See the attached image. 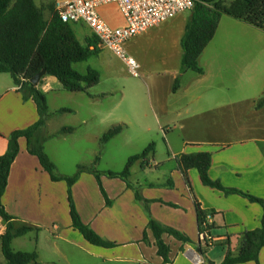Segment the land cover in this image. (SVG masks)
I'll return each instance as SVG.
<instances>
[{
    "label": "crops",
    "instance_id": "crops-1",
    "mask_svg": "<svg viewBox=\"0 0 264 264\" xmlns=\"http://www.w3.org/2000/svg\"><path fill=\"white\" fill-rule=\"evenodd\" d=\"M51 1L35 0L38 6H46ZM99 14L112 28L126 26V20L116 4L100 7ZM224 20L223 16L214 39L199 59L204 74L193 71L181 73L183 54L181 53L180 57L176 54L174 57L173 53L163 59L162 65L165 67L163 73L158 76L147 74L142 78L151 91L152 113V115L144 114L142 119L133 113L136 104L132 96L125 105L127 109L121 110L126 97L124 91L99 89L104 84L103 73L106 76L116 74L106 57L108 52L112 55L114 53L99 48V54L92 57L98 60L96 65L87 67V71L94 69L100 73L99 84L88 89V92L76 93L86 98L83 100L84 115L73 124H63L59 130L50 131L52 118L57 115H76L78 110L61 108L53 112L49 108L52 115L48 117L43 130L46 137V154L57 165V158L48 148V144L55 138H63L64 142L72 144L77 138L75 136L82 134L83 140L100 143L108 130L106 132L96 130L98 132L95 134L94 131H83L95 121L100 127V123L109 117L112 121L116 119L115 126L123 127L118 135L105 144L107 145L119 138L124 129L134 126L135 123L139 125L144 119L152 116V120L155 119L157 122L166 121L165 135L170 150L169 157L158 163L154 152L147 157V163L143 159L137 161L131 168L129 178L134 190L121 179L101 176L102 187L111 202L109 205L96 177L90 172L80 175L72 187L76 208L85 224L104 240L116 244L115 247L105 248L90 244L82 234L72 228L67 183L52 181L38 158L29 152L26 139L21 138L20 152L12 164L2 203L7 213L14 217L13 222L16 226L29 225L39 228L40 231L30 232L14 239L12 248L15 252H37L38 264H72L75 257L82 256L90 261L85 264H166L158 255L156 239L148 229L149 220L153 218L166 227L184 233L192 241L184 244L165 234L163 240L170 247L171 260L167 264H222L229 251L235 255L238 253L244 232L260 228L264 214L262 206L238 194L226 195L219 189L205 186L197 169L188 170L186 177L177 163V157L182 154L211 153L209 175L213 181H219L226 188L237 189L264 200V106L258 107L264 99V30L234 18ZM224 22L228 27L226 37L217 40L216 36ZM76 24L79 26H75L74 23L72 27L80 41L84 42L93 35L92 30L85 23ZM162 24L150 30L159 28ZM169 31L170 34L176 33L174 26ZM182 37L179 40L180 45ZM174 43L177 47V41ZM178 78H181L182 85L177 91H173ZM11 80L6 79L5 83L0 84V156L7 152L9 138L14 131L27 129L39 120L35 102L32 98L25 99L14 80ZM225 81H234V84H226ZM40 89L46 96L52 90L68 92L53 77L43 78ZM232 90L234 96L227 97L226 102L198 111L189 119L215 110L245 106L244 111L235 114L233 118L236 128L231 138L191 140L183 135L181 139L171 138L170 125L187 122V119L182 120V107L176 108L178 104L176 99L181 92L182 100L190 98V103H198L204 98L214 103L211 98H216L218 93L226 94ZM252 90L255 92L252 93ZM118 93H121V100L108 114H101L97 108L93 110L90 108L101 106L99 104L108 98H116ZM62 109L70 112L58 113ZM189 112L190 109L186 105L184 115ZM175 115L178 119H171ZM184 126L186 125H183V128ZM65 127L73 128L74 131L60 134ZM92 155L93 158L88 164L83 165L79 162L77 167H93L101 172L124 170L99 169L102 155L100 154V160L96 165L94 163L98 151H92ZM59 174L74 175L65 171ZM135 189L145 200L150 201L148 208L144 202L136 199ZM195 201L204 211L215 213L211 220L212 241L209 245H205L200 240ZM5 229L6 224L0 217V236L4 234ZM145 232H147V242L144 240ZM19 240L27 242L28 248H15ZM6 263L0 241V264ZM260 264H264V249L260 253Z\"/></svg>",
    "mask_w": 264,
    "mask_h": 264
},
{
    "label": "trees",
    "instance_id": "trees-1",
    "mask_svg": "<svg viewBox=\"0 0 264 264\" xmlns=\"http://www.w3.org/2000/svg\"><path fill=\"white\" fill-rule=\"evenodd\" d=\"M223 16H229L264 30V0H198L191 11L181 40L183 49L181 73L193 71L197 74H204L199 59L214 39ZM72 24L74 23L63 22L55 13V0L46 6H38L35 0H0V74H10L17 86L22 85L19 91L24 94L25 99L29 97L33 99L39 114V120L34 125L24 130L14 131L10 135L7 152L0 156V217L6 224L0 241L6 264H38L39 260V255L35 251L15 252L12 242L16 238L30 232L40 231V229L29 225L16 226L13 222L14 217L7 213L2 203L12 164L20 152L19 140L21 138L26 139L29 152L38 158L42 168L50 175L52 181L67 183L72 228L82 234L90 244L105 248L115 247L116 244L104 240L82 221L73 199V185L82 173L90 172L98 180L105 197L101 176L121 179L134 190L129 181L132 166L142 159L147 163V157L155 152V144H150L142 153L131 156L121 172H101L93 167L80 166L73 176H64L58 173L56 165L45 152L46 137L43 130L48 117L52 114L49 112L46 94L40 89V84L35 86L31 80L35 75L46 70V75L43 78H56L62 88L71 93L88 92V89L99 84L101 75L97 70L89 69L86 74H80L73 67L74 64L87 62L99 54L98 39L93 34L84 42L80 41ZM180 81V78L176 80L173 91L179 89ZM263 106L264 99L258 104V107ZM65 112L70 111L62 109L58 113ZM122 130V126L112 127L101 138V144L105 145ZM73 131V128L65 127L62 128L60 134H68ZM100 154L97 155L94 165L99 162ZM177 163L186 177L188 170L197 169L205 186L219 189L226 195L238 194L252 203L260 204L264 211V200L237 189L226 188L219 181H213L210 178L211 153L182 154L177 157ZM135 192L136 199L144 202L148 208L150 201L145 200L136 189ZM106 201L108 205L111 203L107 197ZM195 203L200 233L204 230L211 232L213 226L207 222V217L214 216V211H204L197 201ZM169 205L177 207L173 204ZM148 229L156 239L158 255L163 258L166 264L171 260L169 257L170 247L163 240L165 234L184 244L192 242L184 233L166 227L153 218L149 220ZM144 240L148 241L147 232L144 233ZM263 249L264 214L260 228L244 232L238 253L235 255L229 251L222 264H245L248 262L260 264V253Z\"/></svg>",
    "mask_w": 264,
    "mask_h": 264
},
{
    "label": "rangeland",
    "instance_id": "rangeland-1",
    "mask_svg": "<svg viewBox=\"0 0 264 264\" xmlns=\"http://www.w3.org/2000/svg\"><path fill=\"white\" fill-rule=\"evenodd\" d=\"M190 15L191 11L183 12L174 20H170L169 22L162 24L159 28L148 30L146 33L138 35L127 42V51L140 65V77H134L131 75L127 65L115 54L112 55L108 52L106 56L108 58L107 60L112 64V68L116 71V74L106 76V74L103 73L107 78L104 77V84H102L99 89H121L124 91L126 97L121 105V110L127 109L125 108V105L127 104L128 98L132 96L133 102L136 104V110L133 111L136 116H139L140 119H142L144 114L149 113L152 115L150 97L151 91L149 86L142 81V78L147 74L158 76L163 73V69L165 67L162 65V61L168 55L174 53V57L176 54L180 57L181 53L183 54V49L179 40L184 34L185 24L190 19ZM224 19V21H227L231 18L224 16ZM75 26L79 25L75 23ZM173 26L176 33L170 34L169 30ZM226 29H228V27L224 22L221 26L220 32L216 36L217 40L226 37ZM175 41H177V47H175ZM97 61L98 60L96 58H92L88 62L74 64L73 67L79 73L85 74L88 65L95 66ZM6 79L10 81L13 78L10 74H0V84L5 83ZM225 83L234 84V81H225ZM180 85H182V81H180ZM253 92L255 91L252 90V93ZM233 96L234 91L232 90L226 94L218 93L216 98H211L214 103H210L206 100V98L202 99L198 103H190V98L182 100L181 92L179 98L176 99V102H178L176 108L182 107V120L187 119V122L170 125L169 130L171 132V138L181 139L182 135L183 137L187 136L191 140H198L202 138L210 139L216 137L231 138L236 128L234 126L235 121L233 118L235 114L242 113L246 108L245 106H240L237 109L215 110L201 115L200 117H194L191 120L189 119L192 118V115L196 114V112H200L205 108H210L218 103L222 104L223 102H226L228 98ZM83 97L85 96H82V94L57 92L56 90L50 91L46 98L48 107L51 111L55 112L61 108L77 109L78 111L76 115L66 114L57 115V117L55 116V118H52L49 130H59L63 124H73V122H77L79 117H82L85 113L83 100H86V98ZM120 100L121 93H118L116 98H108L99 104L101 106H91L90 108L92 110L97 108L99 110L98 112H101V114H108V112L111 111ZM186 105H188L190 112L184 115ZM151 117L149 116V118L144 119L143 123L139 125L135 123L134 126L124 129L123 134L118 136L119 138H116L105 145L106 148H104V145H102L101 142L91 143V141L83 140L82 134H77L80 136H75L77 138L73 140L72 144L64 142L63 138L53 139L48 144V148L57 158L56 167L58 173L65 171L70 174H74L77 171V164H79V162L83 165L90 162L91 158H93L92 151L94 150H97L98 154L101 153L102 155L99 169L115 168L117 170H123L129 157L142 153L150 144H155V158L158 163L161 162V160L168 159L170 150L166 141L167 137L165 135L166 121L157 122L155 119L152 120ZM171 119L177 120L178 118L175 115L172 116ZM115 120L112 121L108 117L103 123H100V127L96 125L97 122L95 121L90 123L83 131H94V134L101 130H105L106 132L115 126V122H117ZM183 125L186 126L183 128ZM112 163L114 164L112 165ZM173 163L175 162L173 161ZM19 241L20 242L15 244V248H28L27 242L24 240ZM85 262L89 263L90 261L83 256L77 258L75 257L72 264H85Z\"/></svg>",
    "mask_w": 264,
    "mask_h": 264
},
{
    "label": "built area",
    "instance_id": "built-area-1",
    "mask_svg": "<svg viewBox=\"0 0 264 264\" xmlns=\"http://www.w3.org/2000/svg\"><path fill=\"white\" fill-rule=\"evenodd\" d=\"M198 0H55V13L65 23H85L98 39V47L111 50L128 67L134 77H140V65L129 54L126 44L132 38L146 33L177 15L192 11ZM116 4L121 10L126 26L112 28L100 16L99 8ZM18 90L22 85L17 86ZM212 216L207 222L212 223ZM205 245L211 244L209 230L200 233Z\"/></svg>",
    "mask_w": 264,
    "mask_h": 264
},
{
    "label": "water",
    "instance_id": "water-1",
    "mask_svg": "<svg viewBox=\"0 0 264 264\" xmlns=\"http://www.w3.org/2000/svg\"><path fill=\"white\" fill-rule=\"evenodd\" d=\"M45 75H46V70H43V71H41L40 73H38L37 75H35V76L32 78V80H31L32 84L35 85V86H39L41 80L43 79V77H44Z\"/></svg>",
    "mask_w": 264,
    "mask_h": 264
}]
</instances>
